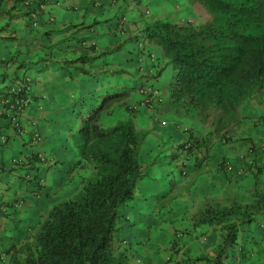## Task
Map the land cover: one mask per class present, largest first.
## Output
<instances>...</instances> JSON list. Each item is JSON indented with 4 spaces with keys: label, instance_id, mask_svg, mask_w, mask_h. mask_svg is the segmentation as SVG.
Masks as SVG:
<instances>
[{
    "label": "crops",
    "instance_id": "0c3cea01",
    "mask_svg": "<svg viewBox=\"0 0 264 264\" xmlns=\"http://www.w3.org/2000/svg\"><path fill=\"white\" fill-rule=\"evenodd\" d=\"M162 1L166 0H35L39 26L32 28L29 10L20 0H0V141L5 140L0 142V256L5 258L0 264H10L13 255L23 258L20 248L33 242L51 207L66 199V193L73 192L70 184L61 188L65 172L77 160L76 144H68L65 120H61L68 116L67 121L72 122L70 110H87L91 102L86 101L87 96L78 108H70L78 99L75 79L84 80L75 69L81 65L79 59H92L87 63L91 66L87 77L105 78L96 94L100 87L105 95L111 89L128 91L136 87L140 83L136 42L145 35L147 23L168 20L171 13L194 16L190 8L181 12L173 11L178 6L163 10ZM147 11L151 13L149 17ZM123 15L129 21L124 34L119 31ZM51 16L54 21L49 23ZM148 49L156 54L157 69L171 65L155 43L150 42ZM103 62L102 71V67L95 71ZM23 78L30 103L21 116L26 132L19 134L3 115L2 94ZM154 82L162 94L165 92L166 104V88L159 78ZM136 99L132 91L126 101ZM120 105L122 102L111 110L123 109ZM237 111L227 143L211 133V126L203 128L164 112L165 119L192 128L189 134L182 135L170 126L158 128L145 110L137 114L140 124L151 132L143 133V165L151 161L153 166L145 172L146 182L140 183L142 190L119 211L111 244L120 264H172L176 260L205 264L201 259L214 257L225 234L223 223L200 225L195 223L196 218L207 208L239 204V188L233 185V176L224 170L222 160L229 159L237 167L240 151L264 142V91L254 90ZM32 122L36 128L31 127ZM134 127L136 130L135 124ZM35 132L42 137L40 144L33 142ZM187 138L195 142L194 153L184 152L181 147ZM40 156L51 160V164L41 162ZM20 157L29 160L28 166L12 164ZM255 165L264 168L263 154H256ZM165 172L174 181L169 192L163 194L153 183ZM15 204L21 206L13 208ZM236 228L241 234V226ZM177 234H182L179 241L175 240ZM250 248L249 262L260 263V255L256 256Z\"/></svg>",
    "mask_w": 264,
    "mask_h": 264
},
{
    "label": "trees",
    "instance_id": "16d2710c",
    "mask_svg": "<svg viewBox=\"0 0 264 264\" xmlns=\"http://www.w3.org/2000/svg\"><path fill=\"white\" fill-rule=\"evenodd\" d=\"M186 2L196 25L156 19L144 29L147 39L159 45L176 68L162 110L203 128L211 126L213 135L222 138L235 125L242 102L264 84V0ZM28 10L33 21L32 10ZM90 60L79 59L81 65L75 69L89 75L90 62L86 65ZM104 64L97 67L102 71ZM132 91L107 94L96 106L91 95L86 100H91L87 110H78L77 160L61 183V188L70 184L73 194L66 193V199L51 207L33 242L20 248L24 257L13 255L10 264H120L111 244L119 209L138 193L146 166L140 161L144 136L135 130L129 113L111 108ZM63 127L70 131L66 124ZM253 214H264V189L255 188L249 204L207 208L198 214L195 223H223L225 231L214 257L201 261L256 264L247 258V246H251L250 250L260 255L258 264H264L263 236L259 240L252 234L256 230L242 229L239 234L236 228L252 221Z\"/></svg>",
    "mask_w": 264,
    "mask_h": 264
},
{
    "label": "rangeland",
    "instance_id": "374dc122",
    "mask_svg": "<svg viewBox=\"0 0 264 264\" xmlns=\"http://www.w3.org/2000/svg\"><path fill=\"white\" fill-rule=\"evenodd\" d=\"M162 2H163L162 3V6H163L162 9L166 10V11L170 10L171 8L174 9V6L177 4L182 6L185 3L184 0H166L165 2L164 1H162ZM173 11H176V10L174 9ZM182 17H184V16H182ZM169 19L172 22L178 23L180 21L181 17H177L176 13H174V14L171 13V14H169ZM115 53L116 52H114V54ZM88 65L89 64H87L86 66H88ZM97 69H99V68L97 67L94 70H97ZM174 75H175V69H172L170 66H167L166 68H164L159 75V81H160L161 85L163 84V86L167 90V93H166L167 97L170 96V92H171L170 88H171V84L173 82ZM82 77H84V80L75 79V83L77 84L75 86L78 88V89L76 88L78 90L77 91L78 99H77V101L72 102V105L70 106V108H78L80 102L82 100H86L87 96H90L91 94L94 95V99L96 101L93 104H94V106H96L97 101H98V103H99V101L101 102V100H102L101 98L103 96H105L103 90H101V87L99 88L98 94H96L98 86L100 85L99 83L105 84V78L102 79L101 76H99V77L97 76L98 78H95V77L89 78L86 75L83 76L82 74H80L79 78H82ZM97 79H99V80H97ZM158 87H161V86L159 85ZM168 89H169V91H168ZM109 91H110V93H108V94H112L114 92H117L113 89H111ZM87 93H89V94H87ZM127 103H128V101L125 102L124 104H127ZM123 112H124V114L129 113L126 108H125V110H123ZM71 115H72V120H73L72 122L67 121L69 119L68 116L66 119H65V116H63L62 120H61V121L65 120L66 126L70 129V131H68V133L66 135L68 144H72L73 142L76 141V134L78 135V129L80 126V118L78 117L79 116L78 110L74 109V112H72ZM140 122H141L140 116L137 115L135 117V120H134L136 130L139 132V134L144 136L143 137V144H142L141 149H140V161L143 164V162L146 160L144 157V154L146 152L145 151V145H144V138L146 137V135H144L143 133L149 134L151 132L148 131L149 130L148 128L142 126L140 124ZM154 129H156V128H154ZM63 143L65 144V142H63ZM243 151L244 150L240 151L239 155L236 156L237 167H235V163L230 162V164L234 168L233 174H230V175L233 176V182H232L233 185L237 186L239 188L238 196H237L238 203L246 205V204H249L252 202V199L254 197V189L255 188L264 189V168H258L255 165V160H254V165L252 168H250V169L247 168V170H245V172L242 175L237 176L236 172L241 168V166L243 167V162L240 159V155L243 153ZM227 160L230 161L229 159H227ZM144 166H146V171H149L153 165L150 161V162H148L147 165H144ZM190 178H191V176H189L187 178V180ZM178 179H180L182 181L185 180V178L182 179L181 177H179ZM147 180H148V178H147ZM172 181H174V180L172 179L170 174L167 175V172H165V173H163V175H160L158 177V179H156V181L153 183V185H154V188H157L158 191L162 192L163 194H166L170 190V187L172 185ZM145 182H146V176L144 175V177L138 182V185H137L138 193L142 190L141 184H144ZM70 188H71V190H74V188L72 186ZM72 194H73V192H72ZM262 218L264 219V214H253L251 216L252 221L247 223V225L242 227V229L247 230L249 228L250 232H252L251 230H256L252 234H254V236H256V238L259 240H262V236L264 239V221L262 220ZM247 248H250V247L247 246ZM254 248H256V247H254Z\"/></svg>",
    "mask_w": 264,
    "mask_h": 264
},
{
    "label": "clouds",
    "instance_id": "9594fccd",
    "mask_svg": "<svg viewBox=\"0 0 264 264\" xmlns=\"http://www.w3.org/2000/svg\"><path fill=\"white\" fill-rule=\"evenodd\" d=\"M35 1V0H34ZM33 1V3L35 4V2ZM20 2H21V4H22V1L20 0ZM185 3H184V5H179V4H177V5H175V6H178L179 8L178 9H176V11H178V12H181L182 10H184V9H187V8H189L188 7V3L186 2V0L184 1ZM119 3H120V1H117V4L116 5H119ZM22 6H23V4H22ZM24 7V6H23ZM24 8H26V9H28V8H30L31 10H32V13L30 14L31 16H32V18H33V21H31V27L32 28H38V26H39V17L36 15V12L34 11V8H33V5H30L29 7H24ZM191 9V8H190ZM191 11H192V9H191ZM146 14H147V16L146 17H149L150 15H151V13L149 12V11H147L146 12ZM174 14V13H173ZM193 15H194V12H193ZM182 16H184V17H182ZM177 17H181V19H180V21L178 22V23H176V24H178V25H180V26H187V25H196L197 24V20H196V18H194V16H187V15H184V14H181V16H177ZM192 17V18H191ZM28 18H29V16H28ZM122 18H124L125 19V25L123 26V28H121L120 27V25H121V20H120V24H119V31L122 33V34H124L125 32H126V30H127V28H126V26L129 24V21H128V18H127V16L126 15H123L122 16ZM121 18V19H122ZM194 18V19H193ZM29 20H30V18H29ZM156 20V19H155ZM54 21V18L51 16L49 19H48V22L49 23H51V22H53ZM152 21H154V20H151L150 22H152ZM165 21H169V22H172L169 18H168V20H165ZM172 23H175V22H172ZM34 24H35V26H34ZM145 29V28H144ZM145 33V32H144ZM150 42H153V43H155L154 41H152V40H149V39H147V37H146V34L143 36V37H141V40H138L137 42H136V68H137V71H138V73H139V81H140V83L135 87L134 86V88H135V90H134V88H133V92H134V95L136 94L137 95V99L135 100V101H130V100H128V103L127 104H124L125 102H127L126 100L128 99H125L123 102H122V105H120V106H122V108L123 109H121V110H125V108L128 110V112H129V114L131 115V117H132V119L134 118V116L135 115H137L139 112H141L142 110H145L147 113H150V115H151V119H152V121L153 120H155V124H156V126L158 127V128H164V127H167V126H170V127H172L175 131H177V132H179L180 134H182V135H187V134H189L190 132H191V130H192V128L191 127H189L188 125H186V124H182V123H177L176 121H169V120H167V119H165L164 117H163V115L162 114H164V111L162 110V108H163V105L165 104L164 102H165V98H164V96H163V94H162V92L155 86V82L154 81H156L157 80V78H159V74H160V71L162 72V70L164 69H157V58H156V54L154 53V52H152V51H150L149 49H148V45H149V43ZM156 44V43H155ZM157 45V44H156ZM158 47H160L159 45H157ZM160 49H161V47H160ZM161 51H162V54H163V56H164V58L165 59H167L168 60V62H169V64H171L170 66L171 67H174V69H175V72H176V68H175V66H174V64H172L171 62H170V59L168 58V57H166L165 55H164V53H163V50L161 49ZM91 70V69H90ZM96 71V70H95ZM79 74H83V73H79ZM141 74V75H140ZM83 75H86V74H83ZM174 79V78H173ZM13 85H15L14 87H13ZM13 85H10V87H7L5 90H4V92H3V94H2V100H4L5 98H8V99H11L12 101H15V100H17V99H19V100H23V106H22V112H21V114H20V116H19V123L21 124V116H22V114H23V112H24V110L26 109V107H28V105H29V103H30V100L28 99V97H27V92H28V87H27V83H26V80L23 78V79H21V80H19V81H17V82H15V83H13ZM145 85H148V86H152V87H154L157 91H158V93H159V95H160V99H161V102L160 103H158L157 105H155L153 108H146V107H138L137 108V110H135V109H133V107L134 106H139V103H140V101H141V96L139 95V93H138V89L141 87V86H145ZM255 90H262V91H264V84H263V86L261 87V88H257V89H255ZM254 91V90H253ZM93 95V94H92ZM252 95V94H251ZM91 96V95H90ZM89 96V97H90ZM168 99H169V96L167 97V100L166 101H168ZM121 103V102H120ZM98 104V103H97ZM118 104V103H117ZM113 107H114V105H113ZM112 107V108H113ZM2 108H3V115L5 116V118H6V120L10 123V124H12L11 122H10V120L7 118V116H6V114L4 113V106L2 105ZM111 108V109H112ZM13 125V124H12ZM14 126V125H13ZM21 126H22V128H23V133H21V132H18L19 134H24L25 132H26V129H25V127L21 124ZM182 127V128H186V131H180V129H178L177 127ZM15 127V126H14ZM31 127H33V128H36V123L35 122H32L31 123ZM157 127H155V128H157ZM16 129V128H15ZM17 131V130H16ZM230 132V131H229ZM229 132H228V134L227 135H225L224 137H222V138H220V140H221V142L222 143H227V139H226V137L229 135ZM36 133V132H35ZM38 133V132H37ZM211 133H212V131H211ZM213 134V133H212ZM34 135V134H33ZM41 136V135H40ZM216 137V136H215ZM216 138H218V137H216ZM189 140H191V141H193L192 139H189V138H187L186 139V141L185 142H183V144H181V147H182V149H183V151L184 152H187L186 150H184V145H185V143L187 142V141H189ZM225 141V142H224ZM1 143H5V140L3 139V138H1V141H0ZM41 142H42V137H41ZM40 142V143H41ZM194 142V141H193ZM40 143H34V144H40ZM257 144H251V145H249V146H246V148H244V151L247 149V148H249L250 146H256ZM195 147H196V145H195V142H194V147H193V150H197V149H195ZM243 151V152H244ZM21 158V157H20ZM20 158H17V159H20ZM40 158H41V162H43V163H45V164H51V160H48V159H46L45 157H43V156H40ZM255 158H256V154H255V157H254V159H253V165H254V160H255ZM223 161H227V160H222V162ZM12 164H13V160H12ZM28 164H29V160L27 159V163L26 164H21V165H16V166H19V167H26V166H28ZM15 165V164H14ZM253 165L250 167V168H252L253 167ZM233 167V166H232ZM243 167H244V163H243ZM242 167V168H243ZM242 168H240V169H242ZM245 168H247V167H245ZM250 168H248V169H250ZM234 169V168H233ZM225 170V169H224ZM229 174H233V173H229ZM127 220V219H126ZM128 221H129V219H128Z\"/></svg>",
    "mask_w": 264,
    "mask_h": 264
},
{
    "label": "built area",
    "instance_id": "2783aa9c",
    "mask_svg": "<svg viewBox=\"0 0 264 264\" xmlns=\"http://www.w3.org/2000/svg\"><path fill=\"white\" fill-rule=\"evenodd\" d=\"M21 1L24 7H29L30 5H32L34 0H21ZM124 25H125V19L122 18L120 27L123 28ZM138 93L141 96V101L139 103V106L133 107V109L135 110H137L138 107H146L148 109L149 108L151 109L155 105L161 102L158 91L152 86H148V85L141 86L138 89ZM23 103H24L23 100H19V99L12 101L11 99L5 98L4 100H2V105L4 106V113L6 114L10 122L15 126L17 132H21V133H23L24 131L21 124L19 123V116L22 112ZM177 128L180 129V131H186V128H182L179 126ZM33 142L34 143L41 142V136L39 133L37 132L34 133ZM193 147H194V142L189 140L185 143L184 150L188 151L193 149ZM255 154L264 155V142H260L255 147L250 146L240 155V159L244 163V167L236 172L237 176H240L245 172L244 170L245 167L250 168L253 165V159L255 157ZM26 163H27V158H20L13 160V164L15 165H21ZM222 166L227 173H233L234 169L229 161H223ZM20 206L21 204L19 205L15 204L14 208H18ZM128 219L129 218H127V220ZM180 238H182V234H177L175 240H178ZM175 248L177 249V246ZM179 252L181 251L179 250ZM4 259H5L4 256H0L1 261H3ZM172 264H186V263L184 260H176Z\"/></svg>",
    "mask_w": 264,
    "mask_h": 264
}]
</instances>
